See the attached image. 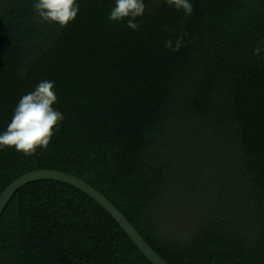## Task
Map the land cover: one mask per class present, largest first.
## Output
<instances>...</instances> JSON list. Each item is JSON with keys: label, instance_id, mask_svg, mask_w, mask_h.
<instances>
[{"label": "trees", "instance_id": "trees-1", "mask_svg": "<svg viewBox=\"0 0 264 264\" xmlns=\"http://www.w3.org/2000/svg\"><path fill=\"white\" fill-rule=\"evenodd\" d=\"M36 0H0V134L23 95L54 82L47 149H0V195L35 170L103 193L170 264H264V0H145L138 31L115 0H77L66 27ZM184 36L179 51L165 42ZM0 264H153L114 217L56 180L0 216Z\"/></svg>", "mask_w": 264, "mask_h": 264}, {"label": "clouds", "instance_id": "clouds-1", "mask_svg": "<svg viewBox=\"0 0 264 264\" xmlns=\"http://www.w3.org/2000/svg\"><path fill=\"white\" fill-rule=\"evenodd\" d=\"M170 7L183 10L190 16L193 6L189 0H166ZM33 8L41 23H56L66 27L77 18L79 4L77 0H36ZM146 12L145 0H115L107 19L119 21L127 18V27L138 31L141 27L137 18L143 17ZM184 35L180 36L173 47V41L165 42V47L172 51H179L183 46ZM264 49L256 47L253 53L259 56ZM58 97L54 91V82L42 80L35 89L23 95L14 109L11 122L6 131L0 134V149L14 147L24 155H35L37 149H47L55 129L63 121V114L53 105Z\"/></svg>", "mask_w": 264, "mask_h": 264}, {"label": "water", "instance_id": "water-1", "mask_svg": "<svg viewBox=\"0 0 264 264\" xmlns=\"http://www.w3.org/2000/svg\"><path fill=\"white\" fill-rule=\"evenodd\" d=\"M40 180H56L63 183L72 185L89 196L94 198L101 206H103L121 225V227L127 232L133 242L139 247L142 253L153 263V264H170L164 258H162L143 238V236L137 231L133 224L126 218V216L99 190L83 181L82 179L54 169H41L31 171L8 185L0 195V216L4 212L8 203L14 196V194L24 185L40 181Z\"/></svg>", "mask_w": 264, "mask_h": 264}]
</instances>
